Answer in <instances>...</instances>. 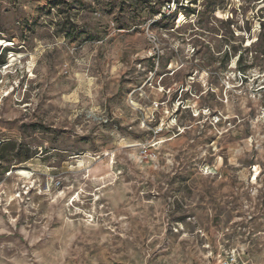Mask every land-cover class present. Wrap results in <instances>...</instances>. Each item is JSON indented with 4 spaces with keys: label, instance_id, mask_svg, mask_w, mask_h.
I'll return each instance as SVG.
<instances>
[{
    "label": "rangeland",
    "instance_id": "374dc122",
    "mask_svg": "<svg viewBox=\"0 0 264 264\" xmlns=\"http://www.w3.org/2000/svg\"><path fill=\"white\" fill-rule=\"evenodd\" d=\"M230 256L264 264V0H0V264Z\"/></svg>",
    "mask_w": 264,
    "mask_h": 264
},
{
    "label": "built area",
    "instance_id": "2783aa9c",
    "mask_svg": "<svg viewBox=\"0 0 264 264\" xmlns=\"http://www.w3.org/2000/svg\"><path fill=\"white\" fill-rule=\"evenodd\" d=\"M218 264H239L234 256H230L226 259H220Z\"/></svg>",
    "mask_w": 264,
    "mask_h": 264
},
{
    "label": "bare ground",
    "instance_id": "6f19581e",
    "mask_svg": "<svg viewBox=\"0 0 264 264\" xmlns=\"http://www.w3.org/2000/svg\"><path fill=\"white\" fill-rule=\"evenodd\" d=\"M18 174L22 177V178H25V179H29V176L30 174L24 170H20L18 171Z\"/></svg>",
    "mask_w": 264,
    "mask_h": 264
}]
</instances>
